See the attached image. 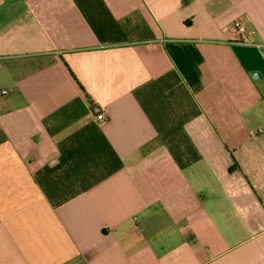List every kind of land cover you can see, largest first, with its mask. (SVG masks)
I'll return each mask as SVG.
<instances>
[{
  "label": "crops",
  "instance_id": "0c3cea01",
  "mask_svg": "<svg viewBox=\"0 0 264 264\" xmlns=\"http://www.w3.org/2000/svg\"><path fill=\"white\" fill-rule=\"evenodd\" d=\"M0 264H264V0H0Z\"/></svg>",
  "mask_w": 264,
  "mask_h": 264
},
{
  "label": "built area",
  "instance_id": "2783aa9c",
  "mask_svg": "<svg viewBox=\"0 0 264 264\" xmlns=\"http://www.w3.org/2000/svg\"><path fill=\"white\" fill-rule=\"evenodd\" d=\"M234 29L237 31L238 34L243 35L246 33L247 31V27L245 24H243L242 22H238L235 24ZM6 93V92H4ZM96 118L98 119V121L100 122H105L107 120L106 116L103 113H99ZM263 130H259V133H262Z\"/></svg>",
  "mask_w": 264,
  "mask_h": 264
},
{
  "label": "water",
  "instance_id": "95a60500",
  "mask_svg": "<svg viewBox=\"0 0 264 264\" xmlns=\"http://www.w3.org/2000/svg\"><path fill=\"white\" fill-rule=\"evenodd\" d=\"M251 75L254 79L262 78V76L258 72H252Z\"/></svg>",
  "mask_w": 264,
  "mask_h": 264
}]
</instances>
